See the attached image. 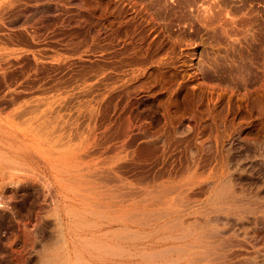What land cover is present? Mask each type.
Here are the masks:
<instances>
[{"label":"rangeland","instance_id":"rangeland-1","mask_svg":"<svg viewBox=\"0 0 264 264\" xmlns=\"http://www.w3.org/2000/svg\"><path fill=\"white\" fill-rule=\"evenodd\" d=\"M146 3L0 0V264H264V0Z\"/></svg>","mask_w":264,"mask_h":264},{"label":"bare ground","instance_id":"bare-ground-1","mask_svg":"<svg viewBox=\"0 0 264 264\" xmlns=\"http://www.w3.org/2000/svg\"><path fill=\"white\" fill-rule=\"evenodd\" d=\"M235 0H147L146 3V8L149 10L151 9L153 12H151V18L147 21V26H149V29H152L153 31L159 30L158 34L156 35L155 39L153 41L155 42H162L161 38H170V37H175L176 39L181 42L182 40H191L192 38H201L202 36L204 37V34H208L209 31H213L214 29H218L225 21L224 17L222 16V13L225 10V7L228 8L226 11L228 16L230 17V25H235L236 21L232 14L236 12L238 9L232 2ZM145 6V5H144ZM237 8V9H236ZM144 9V8H142ZM140 10V9H139ZM127 11V10H126ZM135 11V10H134ZM133 11V12H134ZM138 11V10H137ZM136 12V11H135ZM132 13V12H131ZM130 13V14H131ZM141 11L136 12V15H131L128 18L127 23H133L132 21L136 19L138 14H140ZM235 14V13H234ZM127 15V13H126ZM128 16V15H127ZM235 16V15H234ZM141 17V16H140ZM145 17V16H144ZM126 18V19H127ZM142 18V17H141ZM137 20V19H136ZM143 20V19H142ZM125 21V20H124ZM144 22V21H143ZM142 22V23H143ZM126 23V24H127ZM226 23V22H225ZM224 23V24H225ZM228 23V22H227ZM226 23V24H227ZM125 24V23H124ZM239 24V23H238ZM129 25V24H128ZM127 26V25H126ZM146 26V27H147ZM177 27L175 31L170 29L171 27ZM124 27V26H123ZM174 27V28H175ZM130 28V27H129ZM132 28V26H131ZM138 34L141 37L144 35V33L147 31L148 28H144L143 26H138ZM173 28V29H174ZM231 28V27H230ZM233 30V28H231ZM126 30V29H125ZM137 31V30H136ZM135 31V32H136ZM150 31H148L149 33ZM134 33V31H133ZM127 34V33H126ZM205 38V37H204ZM141 39V38H140ZM139 39V40H140ZM203 39V38H202ZM201 39V40H202ZM165 40V39H164ZM181 40V41H180ZM169 40V44H171ZM172 41H175L172 40ZM177 41V40H176ZM141 42V41H140ZM143 42V41H142ZM164 42V41H163ZM168 42V41H166ZM139 42H137L138 44ZM178 43V41H177ZM148 44V42H147ZM150 44V43H149ZM148 44V45H149ZM163 44V43H162ZM167 44V43H166ZM172 44H174L172 42ZM140 45V44H139ZM157 45V44H156ZM159 46V45H158ZM157 46V47H158ZM172 46V45H171ZM135 47V46H134ZM124 48V47H123ZM138 48V47H137ZM142 48V47H141ZM147 48V47H146ZM148 49V48H147ZM146 49V50H147ZM122 53V52H121ZM137 53V52H136ZM132 54L133 51H132ZM148 54V53H147ZM122 55V54H121ZM137 56V55H136ZM135 56V57H136ZM140 58V57H139ZM158 59V58H157ZM122 62V61H121ZM160 65L163 64L159 63ZM166 64V63H165ZM168 65V64H167ZM162 66V65H161ZM215 66V65H214ZM164 67V66H162ZM165 67H167L165 65ZM133 71L136 70H132ZM151 76V75H150ZM138 78V77H137ZM148 79V78H147ZM233 80V79H232ZM245 191V190H244ZM241 193V192H240ZM249 193V192H248ZM242 194V193H241ZM240 194V195H241ZM244 194V193H243ZM246 195V194H245ZM244 195V196H245ZM241 197V196H240ZM243 198V197H242ZM236 201V199H235ZM228 203V202H227ZM251 203V202H249ZM248 203V204H249ZM230 204V203H229ZM238 205V204H237ZM244 205H247V203ZM240 206V205H239ZM233 207V206H231ZM230 207V208H231ZM246 211L247 207L244 208ZM228 210H226L227 212ZM236 211V210H235ZM234 211V212H235ZM240 212V211H239ZM238 212V213H239ZM244 212V211H242ZM251 212V211H249ZM260 211H258L259 213ZM225 213V210H224ZM238 214L237 212H235ZM255 213V212H251ZM256 214V213H255ZM263 215V213H260V215ZM257 215V214H256ZM255 215V216H256ZM259 215V216H260ZM256 216V217H259ZM255 217V219H256ZM264 217V216H263ZM262 218V217H261ZM254 219V220H255ZM261 220V219H260ZM264 221V220H263ZM259 222V220H258ZM255 223V221H254ZM253 223V224H254ZM256 224V223H255ZM264 225V223L262 224ZM253 225V230H252V239L248 240L247 239V244L253 248L256 244H258V233H260V230ZM259 226V225H258ZM260 227V226H259ZM261 228V227H260ZM263 228V227H262ZM261 228V229H262ZM264 229V228H263ZM258 236V237H257ZM257 237V238H256ZM251 238V237H250ZM262 242V241H261ZM255 248V247H254ZM253 248V249H254Z\"/></svg>","mask_w":264,"mask_h":264}]
</instances>
